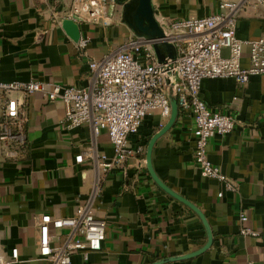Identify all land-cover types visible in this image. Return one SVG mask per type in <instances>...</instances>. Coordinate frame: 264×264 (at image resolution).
<instances>
[{
  "label": "crops",
  "instance_id": "1",
  "mask_svg": "<svg viewBox=\"0 0 264 264\" xmlns=\"http://www.w3.org/2000/svg\"><path fill=\"white\" fill-rule=\"evenodd\" d=\"M74 0H0V83L44 82L90 89L94 74L90 63L136 40L124 21V7L132 0L107 2L105 23H79V36L63 23ZM240 0H153L158 18H205L227 13L224 2ZM264 36V6L247 0L237 15L236 37L255 41ZM88 42L85 49L80 42ZM230 52L223 50V56ZM250 49H243L242 64H250ZM201 97L216 112L231 115L236 127L230 134L209 141L210 161L235 186L202 176L195 164L194 121L180 108L171 130L158 139L153 167L171 190L196 205L206 216L213 244L199 256L182 258L208 242L200 217L161 190L146 168L151 138L169 120L159 113L143 121L131 147L144 153L128 159L108 173L95 161L77 164L83 151L114 156L106 132L96 135L91 125L69 129L66 105L48 101L41 93L0 94V122L6 116H23L26 145L16 158H7L0 142V246L8 261L18 249L20 261L12 264H50L39 260V222L75 216L78 208L106 222L102 250L73 256L72 264H264V76L247 84L234 79H206ZM222 194V197L219 196ZM245 213L249 220L240 221ZM249 227L260 237L243 236ZM53 243H65V231H54Z\"/></svg>",
  "mask_w": 264,
  "mask_h": 264
},
{
  "label": "built area",
  "instance_id": "2",
  "mask_svg": "<svg viewBox=\"0 0 264 264\" xmlns=\"http://www.w3.org/2000/svg\"><path fill=\"white\" fill-rule=\"evenodd\" d=\"M264 6V0H253ZM247 0L224 2L220 8L227 13L200 19L173 20L168 24V40L178 50L177 96L180 108L191 112L194 121L195 164L202 176L224 184L234 191L235 186L209 159V141L215 136L233 132V116L211 110L201 97L202 82L206 79H234L244 85L253 76H264V36L255 41H240L236 37L237 15ZM107 2L104 0H74L69 18H78L92 24L105 23ZM81 22V23H82ZM88 42H80L85 49ZM250 49V64H242L243 49ZM223 50L230 52L223 56ZM94 84L90 89L66 87L44 82L0 83V94L22 92L26 95L41 93L48 101L61 100L67 108L64 124L75 129L89 124L96 135L106 132L114 148V156L81 152L75 161H95L98 168L108 173L122 167L128 159L144 153L143 147L134 150L131 137L139 134L143 121L154 113L164 120L171 117V104L166 92V80L155 56L143 40H133L118 51L90 63ZM24 115L6 116L0 122V142L7 158H16L26 145ZM222 197V194H219ZM243 213L240 221L246 223ZM39 230V260L50 264H72L73 256L86 247L84 259L102 250L106 240V222L91 214L87 207L78 208L75 216L53 218L41 216ZM54 231H65V243H53ZM243 236L260 237L261 233L249 227L241 229ZM20 261L18 249L6 260L0 246V264ZM252 264V263H249Z\"/></svg>",
  "mask_w": 264,
  "mask_h": 264
},
{
  "label": "water",
  "instance_id": "3",
  "mask_svg": "<svg viewBox=\"0 0 264 264\" xmlns=\"http://www.w3.org/2000/svg\"><path fill=\"white\" fill-rule=\"evenodd\" d=\"M124 21L132 29L138 40H143L147 43L148 49L155 56L157 63L161 66V71L166 80V92L171 104V117L168 123L151 138L148 144L146 168L161 190L182 204L188 206L202 220L208 234L207 244L197 252L188 254L182 258L173 259H188L196 257L209 250L213 244V234L207 218L196 205L171 190L164 182H162L154 170L152 161L156 142L173 128L180 113V103L177 96V85L179 84L177 71L178 50L176 45L168 40V24L158 18V12L153 0H132L126 4L124 7ZM81 22L80 19L74 17L65 20L63 25L78 37L80 33L78 24ZM161 263L162 262L156 264Z\"/></svg>",
  "mask_w": 264,
  "mask_h": 264
}]
</instances>
